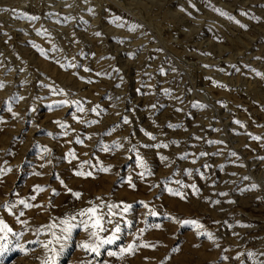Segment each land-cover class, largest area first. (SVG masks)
<instances>
[{
  "label": "rangeland",
  "instance_id": "1",
  "mask_svg": "<svg viewBox=\"0 0 264 264\" xmlns=\"http://www.w3.org/2000/svg\"><path fill=\"white\" fill-rule=\"evenodd\" d=\"M0 85V264H264V0H0Z\"/></svg>",
  "mask_w": 264,
  "mask_h": 264
},
{
  "label": "snow or ice",
  "instance_id": "2",
  "mask_svg": "<svg viewBox=\"0 0 264 264\" xmlns=\"http://www.w3.org/2000/svg\"><path fill=\"white\" fill-rule=\"evenodd\" d=\"M134 30V29H129ZM97 35H99L97 33ZM2 87V85H0ZM22 99V98H21ZM66 103L65 101H61L60 104ZM10 110V109H9ZM79 111L83 112L84 109L80 108ZM75 118V117H74ZM127 123V119L124 121ZM61 127H65L64 125H60ZM154 139V137H152ZM82 142V141H78ZM166 146V145H165ZM203 155V153H201ZM88 163V162H85ZM102 171L107 172L109 169L104 168L101 169ZM3 170L0 169V172ZM77 176H92V172H82L77 171L74 173ZM143 175V174H142ZM43 188H40L37 186L34 191L37 193L43 191ZM69 192H71V189H69ZM76 198L80 197V193H72ZM31 199L35 200L36 197L33 196ZM97 200H100L99 204H95L93 202L90 203V207L86 209L80 210L78 213L72 215L66 220H61L60 224L63 225V227L60 229L61 235L57 236L54 232L52 233L53 239L48 240L46 243H44L42 246L45 249H49V246L52 245L54 242L59 245V250L56 248L50 249L52 252V255L50 258L46 259L43 264H56L57 257L60 252L63 251L64 248V242L68 240V237L71 235V232L73 229L78 227H83V230L88 233L89 242L82 243L80 245L81 249L85 250L88 253L100 254V250L104 248L105 245H111L115 243L119 239V234L121 232V225L120 221L123 220V213H127L129 209L131 208V205H118L114 203H105L100 197H97ZM20 204H22L25 208L34 207L36 205H31L26 203L25 201L21 200ZM144 207H147L145 204ZM152 215H156L155 212L151 213ZM23 215V213H21ZM78 217L80 218L78 220ZM119 217V219H117ZM3 222L0 221V224ZM127 223V221H125ZM184 223H192L197 228L201 227V225L196 221H184ZM106 225H112V228H108ZM49 231L55 225H48L46 226ZM7 230V232H11L12 230L8 228V226L5 224L2 228H0V231ZM40 230L38 229L37 232ZM143 231V230H141ZM102 233H109V235L104 236L101 235ZM211 238V237H210ZM0 240L7 241V235L0 236ZM143 247H149L150 245L144 244ZM133 245H129L125 249H121V253L128 252L130 253L133 250ZM4 251V246L0 245V252ZM109 255H116V253L110 252ZM249 256L252 254L249 253Z\"/></svg>",
  "mask_w": 264,
  "mask_h": 264
}]
</instances>
